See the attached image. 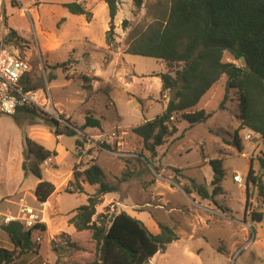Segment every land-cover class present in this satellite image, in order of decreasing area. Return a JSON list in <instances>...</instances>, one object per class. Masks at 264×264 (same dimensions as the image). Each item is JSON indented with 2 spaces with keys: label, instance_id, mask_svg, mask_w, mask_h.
Wrapping results in <instances>:
<instances>
[{
  "label": "rangeland",
  "instance_id": "1",
  "mask_svg": "<svg viewBox=\"0 0 264 264\" xmlns=\"http://www.w3.org/2000/svg\"><path fill=\"white\" fill-rule=\"evenodd\" d=\"M73 1L5 0L6 15L0 21V35L10 29L4 40L30 60L35 86H48L59 112L81 131L56 136L51 116L39 111L0 114V212H5L0 213V246L13 248L1 225L8 214L20 219L19 197L34 206L40 221L49 226L43 235H34L42 241L40 253L25 254L11 264H54L57 258L59 264H86L96 258L92 232L71 236L75 227L69 220L98 186L82 176L85 192H67L74 166L82 171L92 159L103 168L105 180L118 186L117 191L100 196L94 220L99 223L105 215L108 222L124 210L154 234L159 233V224L175 228L179 239L147 264H264V219L256 222L249 215L252 210H264V197L256 190L251 189L245 212L246 173L252 158L258 172L257 156L264 152V140L254 133L246 140L242 130L239 149L234 136L238 90L227 93L224 75L201 101L212 116L191 126L181 113L174 114L177 132L152 155L132 129L165 110L171 91L162 90L158 73L170 68L161 59L128 54L125 49L134 33L156 21L168 1L118 0L112 44L106 41L107 4L78 0L92 12L89 21L86 15L72 14L64 7ZM224 61L240 64L227 52ZM89 114L101 120L102 128L82 129ZM27 136L58 153L41 166L43 179L56 186L47 207L34 194L39 178L23 169ZM206 158L222 159L225 171L222 193L208 199L184 191L194 178L212 196L213 169L205 164ZM235 174L242 175L241 182L234 181ZM52 239L59 257L51 249ZM69 241L80 249L69 246Z\"/></svg>",
  "mask_w": 264,
  "mask_h": 264
},
{
  "label": "trees",
  "instance_id": "2",
  "mask_svg": "<svg viewBox=\"0 0 264 264\" xmlns=\"http://www.w3.org/2000/svg\"><path fill=\"white\" fill-rule=\"evenodd\" d=\"M109 9L110 29L106 41H114V20L118 12V0H103ZM138 4L140 0H135ZM169 5L162 6L156 21L145 30L136 32L127 42L125 53L153 57L165 61L170 71L158 73L162 81V90L172 91L183 81L182 89L174 100H169L162 114L134 127L133 132L142 138L144 148L155 155L156 148L162 146L168 137L177 132L173 121L174 114L181 113L182 118L191 126L208 120L212 114L204 109L192 111L202 97L225 75L226 90L237 89L239 93L237 118L240 125L235 131V140L242 151L239 132L249 128L252 133L264 140V0H167ZM166 1V2H167ZM64 7L75 15H86L90 21L92 12L82 3L75 0L65 3ZM127 28V21L122 22ZM15 36L16 32L12 31ZM234 60L245 57L246 66L235 62L224 61L225 53ZM174 72V74H173ZM34 87L35 84L33 85ZM224 97L221 107H225ZM20 111L36 113V109L25 107ZM53 133L56 136H75L78 133L50 117ZM101 120L87 115L82 129L88 127L102 128ZM184 135H181L183 137ZM79 146L82 145L77 141ZM107 146V145H106ZM109 147V146H108ZM58 155L56 150L46 148L30 137H26L23 169L32 173L39 182L34 194L39 202H46L56 191V186L43 179L41 166ZM149 162V159L146 158ZM258 172L254 169V159L246 178L247 203L251 189L264 197V152L257 156ZM214 176L212 196L207 189L194 178H190V186H185L187 194L197 192L203 198L214 197L222 193L221 182L225 171L222 159H210ZM84 177L90 185H97L94 194H90L87 203L75 209L76 213L70 222L76 229L75 234L91 231L96 246V258L86 264H147L157 253L164 252L167 245L179 239L175 228L167 224H159L158 234L152 233L147 226L126 211H120L106 222L105 215L100 222L94 220L96 206L100 196L115 192L118 186L105 180L103 168L96 159L89 166L79 170L74 166L73 179L68 183L67 192H85L79 180ZM252 186V187H251ZM255 188V189H254ZM216 203V200H214ZM253 221L264 219V210L249 212ZM12 244L8 249L0 246V264H11L17 258L28 254H39L41 242L34 235L44 234L47 225L38 222L26 228L20 221L14 220L1 225ZM74 234V235H75ZM72 235V236H74ZM69 246L79 250L76 242H67ZM51 249L59 257V249L55 239L51 240ZM59 258L54 264L58 263Z\"/></svg>",
  "mask_w": 264,
  "mask_h": 264
},
{
  "label": "built area",
  "instance_id": "3",
  "mask_svg": "<svg viewBox=\"0 0 264 264\" xmlns=\"http://www.w3.org/2000/svg\"><path fill=\"white\" fill-rule=\"evenodd\" d=\"M24 11L28 13V8H24ZM5 15V0H0V21ZM9 31L10 29L5 35H0V114L14 115L22 108L32 107L56 119L60 125L67 126L77 133L81 132L59 112L48 86H33L34 76L31 73L30 60L23 56L18 47L4 40V36H7ZM252 134V131L248 129L244 132V138L249 140ZM233 179L241 182L242 175L235 174ZM17 205L20 219L8 214L5 217L6 223L16 219L29 229L41 222L39 211L28 204L23 197H19Z\"/></svg>",
  "mask_w": 264,
  "mask_h": 264
},
{
  "label": "crops",
  "instance_id": "4",
  "mask_svg": "<svg viewBox=\"0 0 264 264\" xmlns=\"http://www.w3.org/2000/svg\"><path fill=\"white\" fill-rule=\"evenodd\" d=\"M24 11V10H23ZM25 12V11H24ZM26 13V12H25ZM8 29V28H7ZM12 32V31H11ZM217 84V83H216ZM212 89V88H211ZM210 89V90H211ZM209 90V91H210ZM208 91V92H209ZM207 92V93H208ZM206 93V94H207ZM205 94V95H206ZM205 95L202 97V99L205 97ZM202 99H201V101H202ZM201 101L199 102V104L197 105V106H195L193 109H192V111H197V110H201V109H204L205 110V107L204 106H201ZM239 125H240V120L238 119V124L236 125V127H235V129H234V131H236V129L239 127ZM249 128H244L243 129V131L245 132V131H247ZM242 131V130H241ZM263 153V152H262ZM211 159V158H210ZM209 158H206L205 160H206V163L205 164H208V165H210L209 164V160H210ZM249 170V169H248ZM248 170H247V172H248ZM247 174V173H246ZM213 176H214V172L212 171V176L210 177V181H212V179H213ZM71 179H73V177L71 178ZM71 179H69V180H71ZM68 180V181H69ZM53 195V194H52ZM51 197V196H50ZM210 198H212V197H210ZM50 199V198H49ZM48 199V202L50 203V200ZM208 199V198H207ZM214 200H215V198H214ZM213 201V200H212ZM45 203V202H44ZM218 204V202H217V200H216V203H215V205L216 206H218L217 205ZM45 206V205H44ZM219 207V206H218ZM0 213H5V212H0ZM134 216V215H133ZM45 222H47V221H45ZM47 225V224H46ZM48 228H49V226L47 225V230H48ZM77 231H76V229H75V232L74 233H71L70 235L72 236V235H74L75 233H76ZM87 231H82V232H79V234H83V233H86Z\"/></svg>",
  "mask_w": 264,
  "mask_h": 264
},
{
  "label": "water",
  "instance_id": "5",
  "mask_svg": "<svg viewBox=\"0 0 264 264\" xmlns=\"http://www.w3.org/2000/svg\"><path fill=\"white\" fill-rule=\"evenodd\" d=\"M240 62H241V65H242V66H246V64H247L245 57H241ZM183 84H184V82H183V81H180V83L178 84V86L175 87V88L171 91V93H170V100H174V99H176V97H177V93H178V91H180V90L182 89V85H183Z\"/></svg>",
  "mask_w": 264,
  "mask_h": 264
},
{
  "label": "bare ground",
  "instance_id": "6",
  "mask_svg": "<svg viewBox=\"0 0 264 264\" xmlns=\"http://www.w3.org/2000/svg\"><path fill=\"white\" fill-rule=\"evenodd\" d=\"M43 205H45L47 207L50 205V203L48 201H46L45 203H43Z\"/></svg>",
  "mask_w": 264,
  "mask_h": 264
}]
</instances>
